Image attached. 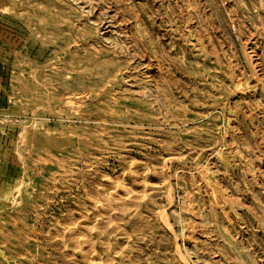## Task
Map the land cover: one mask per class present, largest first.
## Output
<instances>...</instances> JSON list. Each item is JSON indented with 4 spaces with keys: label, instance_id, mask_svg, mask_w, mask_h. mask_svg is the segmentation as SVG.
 I'll use <instances>...</instances> for the list:
<instances>
[{
    "label": "rangeland",
    "instance_id": "obj_1",
    "mask_svg": "<svg viewBox=\"0 0 264 264\" xmlns=\"http://www.w3.org/2000/svg\"><path fill=\"white\" fill-rule=\"evenodd\" d=\"M263 43L264 0H0V264H264Z\"/></svg>",
    "mask_w": 264,
    "mask_h": 264
},
{
    "label": "bare ground",
    "instance_id": "obj_2",
    "mask_svg": "<svg viewBox=\"0 0 264 264\" xmlns=\"http://www.w3.org/2000/svg\"><path fill=\"white\" fill-rule=\"evenodd\" d=\"M259 5V4H258ZM224 14H225V12H224ZM259 16V15H258ZM182 17V16H181ZM230 20V19H229ZM231 21V20H230ZM262 26V25H261ZM234 29V28H233ZM262 29V28H261ZM234 32V31H233ZM171 42V41H170ZM181 43V42H180ZM264 44V43H263ZM93 47V46H92ZM95 48V47H94ZM187 50V49H186ZM153 57V56H152ZM152 64V63H151ZM162 64V63H161ZM161 67V66H160ZM247 68V67H246ZM187 73V72H186ZM216 74V73H215ZM219 79V78H218ZM129 83V82H128ZM61 91V90H60ZM202 97V96H201ZM77 102V101H76ZM111 112V111H110ZM212 112V111H211ZM222 115V114H221ZM159 122V121H158ZM104 131V130H103ZM116 132V131H115ZM260 135V134H259ZM111 138V137H110ZM223 139V138H222ZM247 153V152H246ZM47 155V154H46ZM50 155V154H49ZM255 156V155H254ZM78 158V157H77ZM62 165V164H61ZM87 167H88V165H87ZM18 169V168H17ZM91 170V169H90ZM36 171V170H35ZM89 171V170H88ZM242 175V174H241ZM95 176V175H94ZM257 178V177H256ZM81 179V178H80ZM163 179V178H162ZM177 180V179H176ZM90 181V180H89ZM93 183V182H92ZM138 185V184H137ZM69 186V185H68ZM140 186V185H139ZM98 187V186H97ZM105 187V186H104ZM115 188V187H114ZM113 189V188H112ZM80 191V190H79ZM126 192V191H125ZM106 193V192H105ZM166 193H167V191H166ZM104 194V193H103ZM122 194V193H121ZM135 195V194H134ZM101 196V195H100ZM133 196V195H132ZM213 196V195H212ZM55 197V196H54ZM118 197V196H117ZM140 197V196H139ZM148 197V196H147ZM106 200V199H105ZM125 200V199H124ZM72 202V201H71ZM96 203V202H95ZM131 203V202H130ZM126 204V203H125ZM133 204V203H132ZM210 204V203H209ZM126 206V205H125ZM187 206V205H186ZM15 208V207H14ZM184 210V209H183ZM86 211V210H85ZM194 215V214H193ZM128 216V215H127ZM92 218H94V216L92 217ZM81 219V218H80ZM91 219V218H90ZM103 219V218H102ZM71 220V219H70ZM121 220V219H120ZM164 220V219H163ZM162 220V221H163ZM181 220V219H180ZM74 221V220H73ZM168 221V220H167ZM164 222H166V221H164ZM219 223V222H218ZM71 224V223H70ZM74 224V223H73ZM82 224V223H81ZM103 224V223H102ZM163 225V224H162ZM165 225V224H164ZM168 225V224H167ZM126 227V226H125ZM78 228V227H77ZM167 228V227H166ZM167 229H169V228H167ZM224 229V228H223ZM64 230V229H63ZM75 230V229H74ZM56 232V231H55ZM126 232V231H125ZM69 234V233H68ZM88 234V233H87ZM108 234H110V233H108ZM181 235V234H180ZM101 236V235H100ZM127 236H129V235H127ZM99 238V237H98ZM137 238V237H136ZM105 240V239H104ZM60 241V240H59ZM58 241V242H59ZM62 241V240H61ZM99 242V241H98ZM116 243V242H115ZM213 243V242H212ZM122 245V244H121ZM50 246H52V245H50ZM63 246H65V244L63 245ZM67 247V246H66ZM194 248V247H193ZM30 249V248H29ZM89 249V248H88ZM60 250V249H59ZM131 250V249H130ZM44 251V250H43ZM61 251V250H60ZM72 251V250H71ZM85 251V250H84ZM118 251V250H117ZM127 251V250H126ZM103 252V251H102ZM124 252V251H123ZM128 252V251H127ZM98 253V252H97ZM41 254V253H40ZM88 254V253H87ZM120 255H121V253H119ZM132 254V253H131ZM62 255V254H61ZM207 255V254H206ZM31 256V255H30ZM58 256V255H57ZM65 256V255H64ZM68 257H69V255H68ZM67 257V258H68ZM179 258V257H178ZM181 258V257H180ZM183 258V257H182ZM117 259V258H116ZM105 260V259H104ZM120 260H122V258L120 259ZM183 259H181V261H182ZM89 261V260H88ZM110 261V260H109ZM131 261V260H130ZM72 262V261H71ZM70 262V263H71ZM79 262V261H78ZM135 262V261H134ZM73 263V262H72ZM111 263V262H110ZM74 264V263H73ZM87 264V263H86Z\"/></svg>",
    "mask_w": 264,
    "mask_h": 264
}]
</instances>
